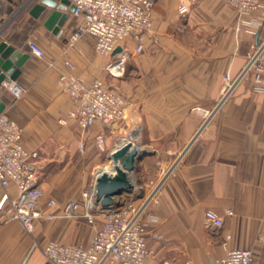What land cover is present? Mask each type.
<instances>
[{
  "label": "crops",
  "instance_id": "obj_1",
  "mask_svg": "<svg viewBox=\"0 0 264 264\" xmlns=\"http://www.w3.org/2000/svg\"><path fill=\"white\" fill-rule=\"evenodd\" d=\"M180 1L153 0L144 50L136 52V41L129 38L124 45L129 73L114 80L105 70L109 57L97 52L92 34L71 41L80 16L71 13L61 26L49 27L52 9L33 13L40 0H0V42L29 54L11 81L22 89L21 96L3 86L4 112L23 126L25 147L38 151L40 183L46 197L56 201L52 210L40 206L54 218H37L30 233L10 214L15 185L0 184V264H43L42 246L48 241L88 246L105 219L99 210L93 223L84 216V183L104 164L103 154L111 158L137 138L150 153L137 163L136 203L147 195L150 180H163L160 203L146 211L159 216L149 227L153 252L146 264H212L226 253V233L232 235L230 248H250L253 264H264V94L254 91L251 79H242L223 95L225 76L238 78L264 44V0L250 12L226 0H192L185 14L178 10ZM30 41L43 48V57L30 51ZM62 72L86 83L116 82L128 99L125 124L96 123L89 129L73 119L62 124L73 108L59 83ZM99 133L105 134V151L97 146ZM63 161L69 173L49 179L50 163ZM70 200L79 204L76 216L65 215ZM208 209L224 217L222 227L206 219ZM153 231L169 240L157 241ZM35 241L39 245L32 250Z\"/></svg>",
  "mask_w": 264,
  "mask_h": 264
},
{
  "label": "built area",
  "instance_id": "obj_2",
  "mask_svg": "<svg viewBox=\"0 0 264 264\" xmlns=\"http://www.w3.org/2000/svg\"><path fill=\"white\" fill-rule=\"evenodd\" d=\"M190 1L181 0L179 12L190 11ZM231 6L243 12L255 11L261 0H226ZM74 4V14L82 18L77 29L71 36V41H78L84 34L90 33L95 39L96 50L99 54L109 57L105 70L112 79L125 76L128 68V54L124 45L129 38L136 41V52L144 50L146 34L152 29L153 0H70ZM29 49L38 57L44 56V50L35 42L30 41ZM67 67L74 68L70 61ZM251 79L254 91L264 94V44L250 56L249 61L238 76L232 80L225 76L223 89L224 98L229 96L237 82ZM59 83L64 93L73 101V108L60 122L68 124L75 120L83 129H89L96 123L103 126L124 125L127 119L128 99L116 82L96 78L86 83L81 77L62 72ZM16 98L22 94V89L14 82L5 81ZM23 126L0 111V184L8 188L11 184L16 187V196L10 200V214L19 220L27 232L33 233L35 220L45 218L51 220L54 214L44 213L40 206L45 203L52 210L56 201L46 197V191L40 183L36 160L37 150H29L23 141ZM96 143L101 151L106 150L104 133L96 136ZM81 151L86 150V142L80 143ZM98 177V174H97ZM84 190L83 196L87 211L84 216L93 223L96 210L104 216V223L94 233L88 246L80 244H64L48 241L42 246L45 256L43 264H146L152 254L148 245L149 227L159 221L154 212L146 213L150 206L160 203V192L163 180H150L147 195L141 203H136L132 194L122 199L123 204L114 209L104 210L96 203V180ZM78 202L70 200L65 206L66 216H76ZM146 213V215H145ZM227 214H233L227 210ZM206 219L217 227L224 225V217L214 209L205 212ZM152 236L158 240L168 241L169 237L158 231ZM232 235L226 233L223 246L224 256L217 258L212 264H253V251L250 248H230L229 240ZM34 242L32 250L38 246ZM187 264H191L187 261Z\"/></svg>",
  "mask_w": 264,
  "mask_h": 264
},
{
  "label": "water",
  "instance_id": "obj_3",
  "mask_svg": "<svg viewBox=\"0 0 264 264\" xmlns=\"http://www.w3.org/2000/svg\"><path fill=\"white\" fill-rule=\"evenodd\" d=\"M47 8L52 9L46 20V25L61 26L68 16L74 12L75 6L70 0H40L34 10L39 15ZM29 54L23 53L6 41L0 42V93L3 90L5 81H14L20 74V68L28 59ZM5 104L0 96V111H4ZM135 143L129 141L118 147L111 156L116 169L114 173L102 171L96 182V203L104 210L114 209L123 204L119 197L130 195L135 192V184L132 174L137 168V163L150 152L147 149L138 150Z\"/></svg>",
  "mask_w": 264,
  "mask_h": 264
},
{
  "label": "rangeland",
  "instance_id": "obj_4",
  "mask_svg": "<svg viewBox=\"0 0 264 264\" xmlns=\"http://www.w3.org/2000/svg\"><path fill=\"white\" fill-rule=\"evenodd\" d=\"M127 73H129V66L127 68V71H126L125 75ZM137 131H138V133L140 132V130H137ZM133 142L135 144L142 145L141 138H137V140H134ZM82 152H84V151H82ZM103 155H102L103 159L101 158V163H104V164L102 166H97V167H95L94 169L91 170L92 173H91L89 182L88 183H84L85 187H86L85 190L87 188H89L94 183L95 179H93V178H94V176L96 174L100 173L107 166H113V160L111 158H108L105 155L104 156ZM68 170L69 169H65V161H63V162H51L50 163V169H49V173H48L49 176L48 177H49V179L53 180L54 178H56L57 175H60V174L61 175H66V172H68ZM136 170H137V168H136ZM136 170L132 174V180H134L133 182H134L135 187L137 189V187H139L140 184H141V179L138 177V174H137ZM136 189H135V191H136ZM125 197H127V195H123V196L119 197L118 200L119 199H124ZM154 239H156V238H154ZM156 240L159 241V242H164V240H158V239H156Z\"/></svg>",
  "mask_w": 264,
  "mask_h": 264
},
{
  "label": "bare ground",
  "instance_id": "obj_5",
  "mask_svg": "<svg viewBox=\"0 0 264 264\" xmlns=\"http://www.w3.org/2000/svg\"><path fill=\"white\" fill-rule=\"evenodd\" d=\"M131 141H132V140H131ZM132 142H133V141H132ZM125 143H127V142H125ZM134 147L137 148L138 150H143V149H144V147L141 146V145H136V144H135ZM115 169H116V165H115L114 162H113V166H107V167H105L102 171H108V172L114 173V172H115ZM102 171H101L99 174H101ZM99 174H98V175H99ZM133 181H134V180H133Z\"/></svg>",
  "mask_w": 264,
  "mask_h": 264
}]
</instances>
